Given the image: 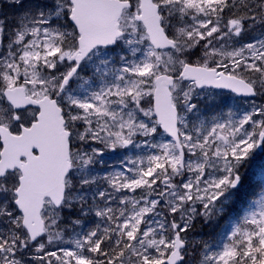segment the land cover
Masks as SVG:
<instances>
[{
    "label": "snow or ice",
    "instance_id": "obj_1",
    "mask_svg": "<svg viewBox=\"0 0 264 264\" xmlns=\"http://www.w3.org/2000/svg\"><path fill=\"white\" fill-rule=\"evenodd\" d=\"M264 0H0V264H264Z\"/></svg>",
    "mask_w": 264,
    "mask_h": 264
},
{
    "label": "trees",
    "instance_id": "obj_2",
    "mask_svg": "<svg viewBox=\"0 0 264 264\" xmlns=\"http://www.w3.org/2000/svg\"><path fill=\"white\" fill-rule=\"evenodd\" d=\"M264 167V153H261L258 159V163L253 165L250 169L249 172L254 171L258 168Z\"/></svg>",
    "mask_w": 264,
    "mask_h": 264
},
{
    "label": "rangeland",
    "instance_id": "obj_3",
    "mask_svg": "<svg viewBox=\"0 0 264 264\" xmlns=\"http://www.w3.org/2000/svg\"><path fill=\"white\" fill-rule=\"evenodd\" d=\"M262 153H264V152H262ZM259 156H260L259 153H257L256 156L254 157V159L250 163H252L253 161H256L259 158Z\"/></svg>",
    "mask_w": 264,
    "mask_h": 264
}]
</instances>
